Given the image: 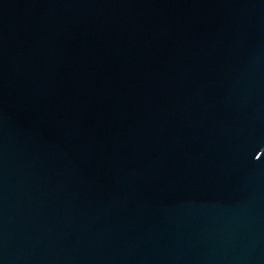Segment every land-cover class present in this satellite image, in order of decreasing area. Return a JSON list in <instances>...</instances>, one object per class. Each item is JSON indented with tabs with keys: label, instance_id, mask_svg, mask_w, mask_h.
<instances>
[{
	"label": "water",
	"instance_id": "water-1",
	"mask_svg": "<svg viewBox=\"0 0 264 264\" xmlns=\"http://www.w3.org/2000/svg\"><path fill=\"white\" fill-rule=\"evenodd\" d=\"M0 264H264V0H0Z\"/></svg>",
	"mask_w": 264,
	"mask_h": 264
}]
</instances>
